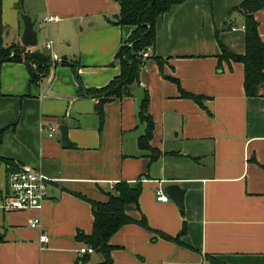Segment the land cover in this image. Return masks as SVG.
<instances>
[{"label":"crops","instance_id":"obj_1","mask_svg":"<svg viewBox=\"0 0 264 264\" xmlns=\"http://www.w3.org/2000/svg\"><path fill=\"white\" fill-rule=\"evenodd\" d=\"M244 1L185 0L159 17L133 96L106 103L101 122L100 100L87 90L120 74L116 54L135 30L116 25L120 6L0 0L3 46L23 45L27 15L38 39L27 48L51 58L36 84L25 64H0V157L41 167L54 179L40 210L0 208V264L101 263L98 253L79 255L90 246L77 237L93 232L91 203L108 202L120 183L141 185L139 205L127 214L136 221L144 216L150 230L122 227L110 240L113 264H264V88L247 97L244 65L219 60L221 44L245 53V19L234 11ZM255 19L264 42V9ZM146 93L155 125L151 146L161 153L155 161L139 146ZM10 170L0 162V184ZM170 184L183 190L182 208L165 193ZM159 189L168 202L157 200ZM35 220L38 228L31 227ZM43 234L49 243L42 247Z\"/></svg>","mask_w":264,"mask_h":264},{"label":"trees","instance_id":"obj_2","mask_svg":"<svg viewBox=\"0 0 264 264\" xmlns=\"http://www.w3.org/2000/svg\"><path fill=\"white\" fill-rule=\"evenodd\" d=\"M113 1L120 6V13L115 21L116 25L133 26L135 30L116 54V60L120 64V74L104 88L87 90L89 96L100 100L97 112L101 122L104 119V105L106 103L133 96L134 88L140 82V74L146 63L143 58L144 52L154 47L156 43L158 18L170 11L173 6L185 2V0ZM263 9L264 0H246L234 9V11L241 13L245 19L244 55H234L221 44L220 63L226 61L244 65V87L246 96L249 98L260 96V89L264 88V42L259 34V24L255 19V13ZM12 53H14L13 56ZM153 59H156L162 68L161 58L153 57ZM6 61L25 64L29 70L32 84L39 83L46 77L51 65L50 56L39 50L31 52L27 47L22 46L5 48L0 36V64ZM172 80L178 82L176 79ZM184 95L202 103V98L199 96L188 93H184ZM139 119L146 125V132L139 139V146L141 150L150 152V159L155 161L161 156V153L151 146L155 125L149 114V96L147 93L141 104ZM2 134L3 132L0 131V141ZM0 162L11 167V170L20 168L13 161L4 160L1 157ZM140 193L141 185L133 187L128 183H120L117 185L116 193L109 195L108 202L91 203L94 214L93 232L90 235L81 233L77 239L92 247L96 253L103 257V261L99 264H113L111 253L114 247L110 245V240L122 227L136 223L150 230L144 216L141 220L136 221L127 214L129 206L139 205ZM165 239L180 242L179 237L173 239L165 236Z\"/></svg>","mask_w":264,"mask_h":264},{"label":"built area","instance_id":"obj_3","mask_svg":"<svg viewBox=\"0 0 264 264\" xmlns=\"http://www.w3.org/2000/svg\"><path fill=\"white\" fill-rule=\"evenodd\" d=\"M46 48H51V42L46 44ZM50 136L52 137L53 134L51 133ZM53 181L54 179L48 177L41 167L24 165L19 169L8 171L0 184V208L6 212L40 210L48 200L49 184ZM157 200L168 202L169 197L159 189ZM39 225L38 220L31 223L32 228H38ZM48 243L49 236L41 235L42 247ZM94 253L96 252L91 247H83L79 251L80 256Z\"/></svg>","mask_w":264,"mask_h":264},{"label":"water","instance_id":"obj_4","mask_svg":"<svg viewBox=\"0 0 264 264\" xmlns=\"http://www.w3.org/2000/svg\"><path fill=\"white\" fill-rule=\"evenodd\" d=\"M25 25V31L22 37V44L26 47L34 48L38 44L37 33L34 30V23L27 15L22 17ZM63 145H67V126L60 127ZM165 193L180 207H183V190L177 184H170L165 188Z\"/></svg>","mask_w":264,"mask_h":264},{"label":"rangeland","instance_id":"obj_5","mask_svg":"<svg viewBox=\"0 0 264 264\" xmlns=\"http://www.w3.org/2000/svg\"><path fill=\"white\" fill-rule=\"evenodd\" d=\"M20 46H22V47H24V48H25V46H23V45H20ZM20 46H19V47H20ZM16 47H17V46H16ZM9 48H11V47H9ZM37 49H42V50H44V48H43V43H42V42H40V43H39V45H38ZM149 49H150V48H149ZM149 49H148V50H146V52H149ZM33 51H35V50H32L31 52H33ZM146 52H144V54H145ZM11 55L13 56V55H14V53H12ZM143 58H145V57L143 56Z\"/></svg>","mask_w":264,"mask_h":264}]
</instances>
